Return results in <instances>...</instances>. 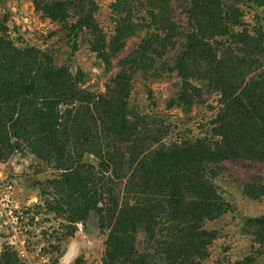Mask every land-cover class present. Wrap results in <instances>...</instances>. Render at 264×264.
Masks as SVG:
<instances>
[{
    "label": "trees",
    "instance_id": "1",
    "mask_svg": "<svg viewBox=\"0 0 264 264\" xmlns=\"http://www.w3.org/2000/svg\"><path fill=\"white\" fill-rule=\"evenodd\" d=\"M31 1L59 25L48 35L61 37L67 58L85 42L108 70L127 39L138 43L100 91L0 14V167L27 154V180L38 189L25 209L26 251L44 240L33 260L44 253L45 264H57L54 252L80 223L103 239L100 264H207L212 223L234 211L216 179L251 201L264 197V0ZM136 74L174 76L165 107L187 116L204 104L209 117L175 131L154 101L138 106ZM240 218L246 250L227 245L213 264H264V214ZM6 238L0 264H29Z\"/></svg>",
    "mask_w": 264,
    "mask_h": 264
},
{
    "label": "rangeland",
    "instance_id": "2",
    "mask_svg": "<svg viewBox=\"0 0 264 264\" xmlns=\"http://www.w3.org/2000/svg\"><path fill=\"white\" fill-rule=\"evenodd\" d=\"M102 1L105 4L108 3V0ZM101 8L102 12L100 19L102 20V18L106 15L104 4ZM4 12L9 13L10 18L7 21L9 25L18 26L22 36L29 44H36L48 49H56L57 63L61 64L69 59V66L72 70L79 67L84 72L89 74L87 82L83 85H89L91 88H97L100 91L103 90L104 83L107 78L117 71L118 67L116 63L118 59L125 55L135 46V44L138 43L137 37L127 39L124 48L116 56L111 58L110 68L108 70H103L101 66L95 64L94 58L89 54L87 43L85 42L84 44L80 43L70 58H67L70 48L63 44L61 37L58 34L48 35L50 31L57 30L59 25L57 23L50 22L48 19H41L39 14L34 12L31 0H0V14ZM250 15L251 13L249 11H245L243 19L246 21L250 20ZM175 83L176 78L174 76L160 78L148 77L147 80L143 81L139 75L136 74L133 79V88L136 92V102L138 106H148L149 102L154 101L156 113L165 118L168 117L177 124L175 131L181 129L184 130L187 125L195 130L194 125L198 122V120H206L207 117H209L210 112H204V104L194 105L187 116H184L179 107L175 106L167 109L165 107V100L170 96H173L176 92L177 84ZM148 92L150 93L149 97H147ZM204 97L206 98V101H212L211 98H209V95L205 94ZM187 117L189 118L188 121ZM184 123L186 125H184ZM31 160V157L27 154L13 155L1 166L4 170V179L14 183V192L21 200L26 199L29 195H37L38 193L37 187L34 186L35 184L30 183L31 180H27L30 177H28V175L31 174L33 168ZM233 166L234 168L238 167L237 165ZM215 183L219 187V191L222 193L223 197L233 203L234 211L219 217L216 221L217 223L215 221L212 223V226H219L217 227L218 237L214 241L207 264L215 263L214 260H216L218 255H220L219 252L223 253L222 250L227 245L241 247L242 249L240 248V251L244 252L248 241L240 229L242 223L240 221L241 214H264V197L256 201H251L242 196L240 191L236 190L235 186L230 185L227 181L222 182L220 179H216ZM51 226H56V223ZM44 227H38L35 229V233H38ZM76 227L77 228L74 233L71 234L62 244L63 247L54 252L56 255L61 252L57 264H70L78 255L83 257L85 264H100L103 239L98 235H87L84 231H82L80 223H76ZM28 229L29 227L27 226L26 230ZM5 235L6 230L0 224V241L1 239H5ZM24 237L26 240L25 233ZM21 238L23 239V235ZM38 242L39 243H34V254L36 253L38 246L43 243L45 244L44 240L43 242L38 240ZM34 254L30 253V256ZM45 255L46 254L44 253L37 255V259H39V261H43ZM26 261L28 263V260ZM37 263L38 262L35 264Z\"/></svg>",
    "mask_w": 264,
    "mask_h": 264
},
{
    "label": "built area",
    "instance_id": "3",
    "mask_svg": "<svg viewBox=\"0 0 264 264\" xmlns=\"http://www.w3.org/2000/svg\"><path fill=\"white\" fill-rule=\"evenodd\" d=\"M3 171V168L0 167V224L6 230L8 244L18 251L20 250V255L28 260L29 264H35L26 251L27 244L24 233L27 227L25 209L36 202V195L24 200L19 199L14 192V183L4 179ZM47 260L48 258L44 257L43 262Z\"/></svg>",
    "mask_w": 264,
    "mask_h": 264
},
{
    "label": "clouds",
    "instance_id": "4",
    "mask_svg": "<svg viewBox=\"0 0 264 264\" xmlns=\"http://www.w3.org/2000/svg\"><path fill=\"white\" fill-rule=\"evenodd\" d=\"M30 196H32V195H29L28 197H30ZM36 197H37V196H36ZM26 198H27V197H26ZM29 207H30V206H29ZM7 243H8V242H7ZM26 244H27V241H26ZM17 250H18V249H17ZM18 252H19V251H18ZM19 254H20V253H19ZM28 254H29V253H28ZM32 254H33V253H32ZM32 256H34V255H32ZM32 256H31V257H32ZM32 262H33V263H34V262H35V263L38 262L37 264H40V263L45 264L46 261H44V262H43V261H39V259H37V260H33V258H32Z\"/></svg>",
    "mask_w": 264,
    "mask_h": 264
}]
</instances>
